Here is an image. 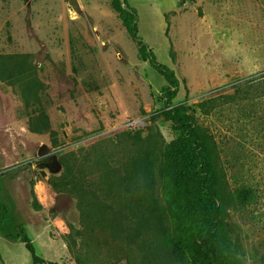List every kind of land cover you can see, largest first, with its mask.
Returning <instances> with one entry per match:
<instances>
[{
  "label": "rangeland",
  "instance_id": "1",
  "mask_svg": "<svg viewBox=\"0 0 264 264\" xmlns=\"http://www.w3.org/2000/svg\"><path fill=\"white\" fill-rule=\"evenodd\" d=\"M112 1L78 0L77 11L70 0H0V264H82L71 235L84 226L77 191L97 196V211L131 213L137 187L127 179L146 178L159 228L173 231L163 169L179 133L156 116L167 81ZM126 1L140 38L180 80L173 104L217 98L195 116L216 136L229 189L256 195L228 209L232 256L264 264V0ZM111 257L95 263L127 264Z\"/></svg>",
  "mask_w": 264,
  "mask_h": 264
},
{
  "label": "trees",
  "instance_id": "2",
  "mask_svg": "<svg viewBox=\"0 0 264 264\" xmlns=\"http://www.w3.org/2000/svg\"><path fill=\"white\" fill-rule=\"evenodd\" d=\"M124 2L127 8L120 0L112 1L131 39L137 44L142 59L148 61L167 81L164 89L166 107L156 116L170 121L179 133L172 143V166L163 169L167 192L175 206L171 218L173 231L159 228L151 185L144 176L140 177V181L126 180L137 187L134 194L138 208L130 210L131 213L107 212L106 208L97 211L92 203L95 204L98 197L93 195L90 198L83 191L76 190L84 224L82 228L71 227L72 244L78 260L82 264H96L100 262L101 255L107 254L108 258H124L127 264H238L231 251L233 240L228 232V209L230 206H244L252 202L256 195L254 189L246 186L233 191L229 189L216 136L195 116L197 109L209 113L215 107L217 98L195 104L187 101L173 104L180 80L173 69L158 61L154 51L140 38L137 12L126 0ZM69 186V182H54V187L60 191L71 192ZM107 206L109 210L114 208L110 204ZM2 211L0 200V222ZM100 233L106 236L104 242L108 247H102ZM21 235L25 236V232L15 233L17 237ZM27 248L37 260L33 246L28 243ZM103 248L107 249L106 253ZM112 251L115 253L110 255Z\"/></svg>",
  "mask_w": 264,
  "mask_h": 264
},
{
  "label": "water",
  "instance_id": "3",
  "mask_svg": "<svg viewBox=\"0 0 264 264\" xmlns=\"http://www.w3.org/2000/svg\"><path fill=\"white\" fill-rule=\"evenodd\" d=\"M70 3L73 5V7H74L77 11H80V10H81V6H80L78 0H70ZM44 148H45V147H43V148L41 149L40 154L43 153V149H44ZM55 160H56V157H54V161H55Z\"/></svg>",
  "mask_w": 264,
  "mask_h": 264
}]
</instances>
